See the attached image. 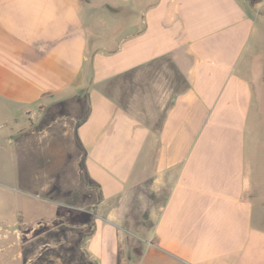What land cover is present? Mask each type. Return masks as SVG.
<instances>
[{"label":"crops","instance_id":"1","mask_svg":"<svg viewBox=\"0 0 264 264\" xmlns=\"http://www.w3.org/2000/svg\"><path fill=\"white\" fill-rule=\"evenodd\" d=\"M7 119L66 264H264V0H0Z\"/></svg>","mask_w":264,"mask_h":264},{"label":"rangeland","instance_id":"2","mask_svg":"<svg viewBox=\"0 0 264 264\" xmlns=\"http://www.w3.org/2000/svg\"><path fill=\"white\" fill-rule=\"evenodd\" d=\"M55 114V110L49 111L46 121ZM18 120L20 123L24 120L31 122L33 118L22 114L18 115ZM7 122L0 135L10 130L13 120L7 119ZM27 130L28 127L21 128L19 132ZM16 134L18 132L15 131ZM12 147L9 153L0 143V264H53L50 259L66 264L69 225L62 220L51 219L61 208L53 209L48 201L68 199L65 190L69 187V172L51 168L53 161L50 162L43 153L41 171H37L35 176L28 162L18 159L16 146ZM255 169L258 171L257 185L261 188L264 186V163L257 161ZM35 185L45 187V190L40 193ZM262 211L261 205L254 207V215ZM256 220L257 217L255 223Z\"/></svg>","mask_w":264,"mask_h":264}]
</instances>
